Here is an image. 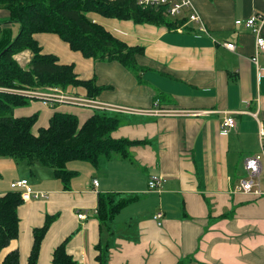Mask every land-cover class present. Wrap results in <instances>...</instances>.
Segmentation results:
<instances>
[{
	"label": "crops",
	"instance_id": "0c3cea01",
	"mask_svg": "<svg viewBox=\"0 0 264 264\" xmlns=\"http://www.w3.org/2000/svg\"><path fill=\"white\" fill-rule=\"evenodd\" d=\"M189 1L182 17L195 11L207 32L188 17L182 28L170 30L88 13L117 38L145 48L137 56L144 69L141 78L116 60L85 58L55 34H36L45 52L74 63L80 78H96L105 88L96 98L82 88L68 92L94 100L97 107L33 101L17 107L16 117L38 113L32 128L38 134L57 111L75 114L82 125L104 104L121 119L114 138L148 142L131 147L132 160H110L101 170L86 161L71 162L69 168L78 174L69 190L49 167L31 168L1 157L0 195L23 178L32 190L47 193L20 206V235L3 256L17 249L21 264H28L33 229L50 214L57 218L38 264H51L53 250L71 233L68 251L81 264H99L98 194L120 192L141 197L122 209L113 224L118 235L110 264H264V51H258L251 29L235 23L264 16V0ZM8 16L0 9V19ZM228 42L236 49H229ZM19 54L27 60L32 56L29 50ZM228 115L236 119V127L222 134L220 125ZM258 155L262 193L237 190L248 174L246 160ZM35 170L36 176L29 178ZM151 174L163 178L156 190L148 185ZM79 211L87 217L80 219ZM158 212L163 214L161 225L154 218Z\"/></svg>",
	"mask_w": 264,
	"mask_h": 264
},
{
	"label": "trees",
	"instance_id": "16d2710c",
	"mask_svg": "<svg viewBox=\"0 0 264 264\" xmlns=\"http://www.w3.org/2000/svg\"><path fill=\"white\" fill-rule=\"evenodd\" d=\"M0 9L9 12L7 19H0V158L10 157L31 168L35 165L49 167L62 181L65 190L70 189L71 180L78 174L77 170L69 168L70 161H88L96 170H101L110 160H132L131 147L148 140L114 138L112 133L121 123L118 115L95 110L80 125L75 114L57 111L49 126L34 134L32 128L38 121V113L21 117L14 114L17 107L28 105L31 97L12 89L57 87L69 92L82 88L88 97L96 98L105 88L96 83V78H80L74 63H64L58 55L45 52L36 37L39 33L57 35L72 51L87 59L116 60L140 77L144 69L137 56L144 54L145 48L131 46L117 38L93 21L89 12L135 23L166 26L170 30L184 26L187 17H172L163 7L143 9L136 0H0ZM15 25H18L17 33L14 32ZM26 50L32 56L23 67L15 55ZM140 197L120 192L98 194L95 213L99 222V242L95 259L99 264H110V248L118 235L113 227L117 216ZM24 203L21 189L0 195V264H21L19 250H10L4 256L3 253L20 235L19 208ZM56 218V215L47 214L43 224L33 229L28 264H38L43 241ZM73 235L71 233L55 247L51 264H81L68 251Z\"/></svg>",
	"mask_w": 264,
	"mask_h": 264
},
{
	"label": "built area",
	"instance_id": "2783aa9c",
	"mask_svg": "<svg viewBox=\"0 0 264 264\" xmlns=\"http://www.w3.org/2000/svg\"><path fill=\"white\" fill-rule=\"evenodd\" d=\"M136 4L143 9L146 8H155V7H163L166 9L167 13L172 17H182L185 13L186 8L190 6L189 0H136ZM188 19L192 22H195L199 25L198 29L202 32H207V29L198 13L195 11L190 15H187ZM237 25H244L246 28L251 29L256 35V46L258 51H264V37L262 36V28L264 26V16L262 15H253L246 19H238L235 22ZM182 27H179L180 29ZM225 45L231 49L235 50L236 45L233 42L225 43ZM12 91L26 95L31 97L32 99H42L46 104H73L78 106H92L97 107L98 104L95 103L94 100L86 99L84 97H79L75 95H70L68 92L57 88V87H48L46 89H12ZM109 108L107 105H101L98 107L101 110H105ZM116 108V107H110ZM159 113H165L164 110H158ZM192 114H196L194 111ZM236 127V119L233 116H225L221 122V133L227 134L233 128ZM245 168L247 170V177L240 179L238 184L236 185V189L243 192H252L261 194L262 189L260 186V177L263 170V165L261 162V156H254L248 158L245 162ZM163 182V178L158 174H153L150 176L148 185L151 190L158 189ZM93 184L95 187L98 186V180L94 179ZM12 189H21L22 197L24 200H29L31 198H42L46 197L47 193L43 191H34L30 187L29 180L27 178H23L17 181L12 182ZM97 209L95 210V212ZM80 219H85L87 214L85 211H79L77 213ZM163 214L162 212H158L155 214L154 218L161 225Z\"/></svg>",
	"mask_w": 264,
	"mask_h": 264
},
{
	"label": "rangeland",
	"instance_id": "374dc122",
	"mask_svg": "<svg viewBox=\"0 0 264 264\" xmlns=\"http://www.w3.org/2000/svg\"><path fill=\"white\" fill-rule=\"evenodd\" d=\"M115 19H116V18H115ZM14 32H15V33L18 32V25H15V26H14ZM16 55H17V54H16ZM16 55H15V58L19 61V63H20L23 67H26V66H27V63H28V61H29V60H27L28 57L24 59V56H21L19 53H18V56H17V57H16ZM22 57H23V58H22ZM30 57H31V56H30ZM142 72H144V70L140 72V78H141ZM33 101L44 102L42 99H32V98H31V100H30V102L28 103V105H30L31 102H33ZM28 105H26V106H28ZM51 105H52V104H51ZM220 127H221V125H220ZM73 161H79V160H73ZM73 161H70V162L68 163V165H70V163L73 162ZM81 161H82V160H81ZM86 162H88V161H86ZM44 167H46V166H44ZM69 167H70V166H69ZM44 169H47V168H44ZM49 169H50V168H49ZM33 174H34V175H32L31 173H29V176H28V177L31 178V179H33V178L36 176V170L34 171ZM151 175H153V174H151ZM151 175H150V176H151Z\"/></svg>",
	"mask_w": 264,
	"mask_h": 264
}]
</instances>
